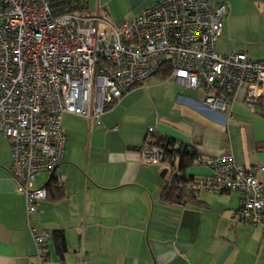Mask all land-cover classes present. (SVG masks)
Returning <instances> with one entry per match:
<instances>
[{
  "label": "crops",
  "instance_id": "crops-1",
  "mask_svg": "<svg viewBox=\"0 0 264 264\" xmlns=\"http://www.w3.org/2000/svg\"><path fill=\"white\" fill-rule=\"evenodd\" d=\"M156 1L85 0L77 9L118 25ZM212 1L226 6L216 51L264 60V0ZM243 94L239 90L223 112L205 105L201 90L154 75L108 108L99 123L63 114V160L32 182L45 187L53 173L60 182L30 216L50 232L42 263L0 132V264H264L263 226L240 220V193L199 188L190 192L193 201L168 202L161 192L171 168L144 163L141 151L147 137H169L196 156L231 153L237 166L264 181V102L251 111ZM209 172L194 159L184 169L193 183ZM57 231L64 235L62 253Z\"/></svg>",
  "mask_w": 264,
  "mask_h": 264
},
{
  "label": "built area",
  "instance_id": "built-area-1",
  "mask_svg": "<svg viewBox=\"0 0 264 264\" xmlns=\"http://www.w3.org/2000/svg\"><path fill=\"white\" fill-rule=\"evenodd\" d=\"M84 3L0 0V132L10 146V174L25 195L28 230L41 263L50 232L30 216L47 189L32 182L63 160V114L99 123L108 108L164 66L171 68L170 78L201 90L211 108L225 112L239 90L251 111L264 102V60L215 49L223 2L158 0L118 25L79 11ZM141 151L144 163H163L159 147L144 144ZM194 163L210 172L191 189L237 191L240 220L264 229V181L254 170L237 166L231 153L196 156Z\"/></svg>",
  "mask_w": 264,
  "mask_h": 264
},
{
  "label": "trees",
  "instance_id": "trees-1",
  "mask_svg": "<svg viewBox=\"0 0 264 264\" xmlns=\"http://www.w3.org/2000/svg\"><path fill=\"white\" fill-rule=\"evenodd\" d=\"M171 68L168 66L162 67L154 75L160 79H167L170 77ZM153 75V76H154ZM145 144L150 146H157L161 149L163 154V163L171 168V179L165 184L161 197L168 202H185L193 201L194 196L191 186L193 182L190 177L184 174V169L192 164L193 159L196 157L194 151L187 145L175 146V140L172 138H160L149 136ZM47 189V196L51 190H59L60 182L54 173L45 186ZM57 240V246L60 253L65 249L63 232L57 231L54 233Z\"/></svg>",
  "mask_w": 264,
  "mask_h": 264
},
{
  "label": "water",
  "instance_id": "water-1",
  "mask_svg": "<svg viewBox=\"0 0 264 264\" xmlns=\"http://www.w3.org/2000/svg\"><path fill=\"white\" fill-rule=\"evenodd\" d=\"M137 149L139 150V149H140V147H137ZM164 171H165V169H164ZM164 171H163V172H164Z\"/></svg>",
  "mask_w": 264,
  "mask_h": 264
}]
</instances>
